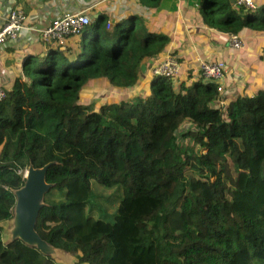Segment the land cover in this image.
<instances>
[{
	"label": "trees",
	"instance_id": "1",
	"mask_svg": "<svg viewBox=\"0 0 264 264\" xmlns=\"http://www.w3.org/2000/svg\"><path fill=\"white\" fill-rule=\"evenodd\" d=\"M234 6L200 0L199 11L226 37L264 31V8ZM107 24L98 16L63 50L29 51V82L15 78L0 102V223L17 216L25 170L47 164L49 190L63 191L39 201L41 245L4 241L0 225V264H56V250L75 264H264V88L227 97L181 58L175 89L146 64L161 61L169 35L140 15ZM188 137L193 152L177 143ZM91 180L121 187L112 221L87 213Z\"/></svg>",
	"mask_w": 264,
	"mask_h": 264
},
{
	"label": "crops",
	"instance_id": "2",
	"mask_svg": "<svg viewBox=\"0 0 264 264\" xmlns=\"http://www.w3.org/2000/svg\"><path fill=\"white\" fill-rule=\"evenodd\" d=\"M253 1L257 9L264 8V0ZM199 3L200 0H162L156 8H151L139 0H0V26L12 7L20 8L26 17L25 27L19 31L18 37L0 44V84L7 90L14 78L19 77L14 73L19 60L24 57L21 54L46 49L48 45L40 41V30L64 13L85 12L92 23L102 15L109 23L127 19L132 14L140 15L148 29L171 37L170 49L166 53L172 51L181 57L188 54L194 59L225 61L228 68L225 89L236 81L255 87L248 89L251 95L264 88V31H242L238 34L243 42L240 52H233L228 49L226 35L203 23ZM180 36L181 39L177 40ZM75 39L70 38L66 45ZM164 55L155 60H161ZM249 69L254 72H248Z\"/></svg>",
	"mask_w": 264,
	"mask_h": 264
},
{
	"label": "built area",
	"instance_id": "3",
	"mask_svg": "<svg viewBox=\"0 0 264 264\" xmlns=\"http://www.w3.org/2000/svg\"><path fill=\"white\" fill-rule=\"evenodd\" d=\"M237 7L256 9L253 0H233ZM26 17L17 6L7 12L4 22L0 26V44L14 40L18 37L19 31L23 29ZM92 24L90 17L85 12L64 13L55 18L44 29L40 30V41L46 45H57L60 49L66 47V42L72 37H78L86 33V29ZM107 27H110L108 22ZM227 44L239 49L243 42L239 36L231 34L227 37ZM202 64V63H201ZM180 66L178 60L166 55L161 61L150 67V71L159 76L174 78L179 74ZM204 83H214L217 90L225 88L227 70L225 65L218 62L205 61L199 69ZM6 88L0 84V102L6 98Z\"/></svg>",
	"mask_w": 264,
	"mask_h": 264
},
{
	"label": "rangeland",
	"instance_id": "4",
	"mask_svg": "<svg viewBox=\"0 0 264 264\" xmlns=\"http://www.w3.org/2000/svg\"><path fill=\"white\" fill-rule=\"evenodd\" d=\"M179 39H181V36L177 37V40H179ZM240 39H242V38L240 37ZM226 41H228V39H226ZM228 46L230 48H233L229 44H228ZM230 48H228V49L233 51V52H240L239 50H234V49H230ZM171 52L172 51H169L168 53H165L164 57L166 55H169L170 57H173L174 59L176 58L177 60L181 59V58L185 59L187 57L185 59V61L187 59L189 60V61L185 62L187 64H190V59L193 58V57H191V55L187 56L188 54L187 55L184 54L181 57V55L179 53H177V52H172L171 53ZM239 54L240 53H238V55ZM25 55H26V53L25 54L23 53L20 56L23 57ZM23 59H24V57L21 60L23 61ZM195 59H196V61H195L196 62V64H195L196 67H195L194 73L201 68V65L205 61H210V62H218V61H220V62H222L225 65V68L228 71L227 64L222 59L214 58V59H209V60H200L198 58L199 59L198 60L196 57H195ZM22 61L19 60V66L16 65L17 66L16 69L14 67V69H15V73L14 74L15 75H19V77L17 76L15 78H21V79L29 82V80L25 77V75L23 74V71L21 69V62ZM248 72L253 73L254 70L253 69H249ZM246 80L248 81V79H246ZM242 81L245 82L244 79ZM173 84H174L175 89L176 88L178 89L179 78L178 79L174 78L173 79ZM233 86H234V83L231 86H228L226 89H224V90L228 89V92L225 91L226 92L225 94H226L227 97L230 96L231 98H233V97L236 96L237 90L232 91L234 89L243 88V89H246L247 91L249 89V91H250L251 89L255 88L253 86H247L245 84H241L240 81H236V86L234 88H232ZM89 89L86 90L85 92L88 93ZM139 92L140 93L142 92L141 88H139ZM240 92H244V91L242 90ZM134 96L135 95L133 93L132 95H130L129 98H133ZM111 97L114 98L113 96H111ZM90 98H92V100H94V103H93V107H94V106H96L99 103V101L102 98V96H100V95L99 96L92 95ZM226 103H227V99H226V101L225 100L221 101V109L222 110L224 108L223 106H225ZM181 128H183V129L184 128H186V129L187 128L195 129L194 125L191 124L190 121H184L181 124ZM177 143H178L180 149L187 148L186 150L189 151V152L195 151V149L198 147V144L196 142H194V140L192 138H189V137L188 138H179ZM204 152H206V151H204ZM27 170H25L24 173H26ZM212 182H213V184L215 186L218 185L220 183V176L214 174L213 177H212ZM90 187H91V190H92V195H91L92 198L90 199L88 205L86 206L87 213L89 215H91V216H94L95 218H98V219L102 218L103 220L112 221L113 218H114V215L117 213V205H118L120 199L122 198V189H121V187L118 186V185L117 186H112V187H107V186H104V185L94 181V180L90 181ZM43 197H44V200L47 201V202H57V201L62 199L63 191L62 190L60 191V190H57V189H52V190L47 191L43 195ZM5 205L8 208H11V206L8 203H5ZM18 216H19V214H18ZM18 216H16L12 220H8V221L0 223V225L3 227V230H2V232H3L2 233L3 240L6 241V239H8L10 237V235H11V236L20 237L21 239H23L25 242H28V243L33 242L32 240L29 239V237L25 236L20 231L21 230V226H20V219L18 218ZM53 257H54V260H55L56 264H75V262H74L75 260H74L73 257L69 256L68 254H66L64 252L58 251V250L53 252Z\"/></svg>",
	"mask_w": 264,
	"mask_h": 264
},
{
	"label": "water",
	"instance_id": "5",
	"mask_svg": "<svg viewBox=\"0 0 264 264\" xmlns=\"http://www.w3.org/2000/svg\"><path fill=\"white\" fill-rule=\"evenodd\" d=\"M144 70V65H141ZM48 165L41 168H29L27 174H23L26 179L25 185L17 192L16 213L20 219L21 232L30 240L41 245V241L34 232V224L38 216L41 205L40 199L49 190V185L45 181V173Z\"/></svg>",
	"mask_w": 264,
	"mask_h": 264
},
{
	"label": "bare ground",
	"instance_id": "6",
	"mask_svg": "<svg viewBox=\"0 0 264 264\" xmlns=\"http://www.w3.org/2000/svg\"><path fill=\"white\" fill-rule=\"evenodd\" d=\"M28 172H26L25 174H27Z\"/></svg>",
	"mask_w": 264,
	"mask_h": 264
}]
</instances>
